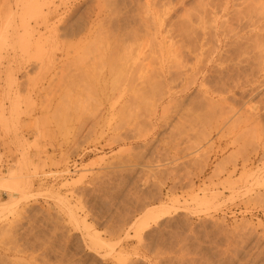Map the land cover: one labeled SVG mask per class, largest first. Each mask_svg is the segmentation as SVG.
Returning <instances> with one entry per match:
<instances>
[{
    "label": "rangeland",
    "instance_id": "rangeland-1",
    "mask_svg": "<svg viewBox=\"0 0 264 264\" xmlns=\"http://www.w3.org/2000/svg\"><path fill=\"white\" fill-rule=\"evenodd\" d=\"M0 37V264H264V0H0Z\"/></svg>",
    "mask_w": 264,
    "mask_h": 264
},
{
    "label": "bare ground",
    "instance_id": "bare-ground-1",
    "mask_svg": "<svg viewBox=\"0 0 264 264\" xmlns=\"http://www.w3.org/2000/svg\"><path fill=\"white\" fill-rule=\"evenodd\" d=\"M34 5H35V3H34ZM32 6H33V4H32ZM34 9H35V7H34ZM40 11H42V10H40ZM42 13V12H41ZM41 15V14H40ZM43 15H45V14H43ZM42 17V16H41ZM45 18V17H44ZM48 18V17H47ZM56 18V17H55ZM43 20V19H42ZM41 22V21H40ZM41 24V23H40ZM46 24V23H45ZM125 24V23H124ZM29 26V25H28ZM54 26V25H53ZM31 27V26H30ZM46 28H47V26H46ZM50 28V27H49ZM55 28V27H54ZM226 28V27H225ZM229 28V27H228ZM31 29V28H30ZM214 29V28H213ZM232 29V28H231ZM212 30V29H211ZM221 30V29H220ZM229 30V29H228ZM234 30V29H233ZM32 31V30H31ZM36 31V30H35ZM53 31H54V29H53ZM227 31V30H226ZM39 32V31H38ZM41 32V31H40ZM230 32V31H229ZM235 32V31H234ZM220 33H222V32H220ZM39 34V33H38ZM205 34V33H204ZM230 34V33H229ZM42 35V34H41ZM106 35V34H105ZM222 35V34H221ZM253 35V34H252ZM252 35H250V36H252ZM228 36V35H227ZM213 37H215V36H213ZM222 37V36H221ZM223 37H224V35H223ZM226 37V36H225ZM234 37V36H233ZM248 37V36H247ZM257 37V36H256ZM260 37V36H259ZM37 38H38V36H37ZM37 38H35V40L37 39ZM231 38V37H230ZM243 38V37H242ZM250 38H252V37H250ZM0 39H1V37H0ZM260 39V38H259ZM37 40H39V39H37ZM109 40V39H108ZM114 40V39H113ZM116 40V39H115ZM237 40V39H236ZM103 41V40H102ZM111 41V40H110ZM224 41V40H223ZM248 41V40H247ZM256 41H258V40H256ZM98 42V41H97ZM119 42H121V41H119ZM241 42V41H240ZM243 42V41H242ZM224 43V42H223ZM231 43V42H230ZM234 43V42H233ZM253 43V42H252ZM254 43H255V41H254ZM258 43H259V41H258ZM37 44V42L35 41V43H34V45H36ZM100 44V43H99ZM109 44V43H108ZM112 44V43H111ZM120 44V43H119ZM241 44V43H240ZM102 45V44H101ZM100 45V46H101ZM241 46V45H240ZM256 47H257V45H255ZM232 47V46H231ZM255 47V48H256ZM107 48V47H106ZM116 48V47H115ZM114 48V49H115ZM206 48V47H205ZM222 48V47H221ZM105 49V48H104ZM113 49V48H112ZM200 49H204L203 47H199V49L198 50H200ZM235 49V48H234ZM260 49V48H259ZM110 50V49H109ZM211 50V49H210ZM233 50V49H232ZM236 50V49H235ZM101 51H102V48H101ZM207 51V50H206ZM217 51V50H216ZM223 51V52H222ZM110 52V51H109ZM111 52H112V50H111ZM120 52V51H119ZM200 52H202L201 50H200ZM199 52V53H200ZM210 52V51H209ZM225 51H224V49L223 50H221V49H219L218 51H217V53H216V55H215V58H216V60H221V58L223 57V56H225V55H222L223 53H224ZM117 53V52H116ZM123 53V52H122ZM182 53V52H181ZM100 54H101V52H100ZM124 54V53H123ZM173 54H174V52H173ZM177 54V53H176ZM184 54V53H183ZM200 54H202V53H200ZM199 54V55H200ZM214 54V53H213ZM238 54V53H237ZM109 55H111V54H109ZM126 55V54H125ZM129 55V54H128ZM196 55V54H195ZM258 55V54H257ZM102 56V55H101ZM100 56V57H101ZM115 56H117V55H115ZM180 56V55H179ZM194 56V55H193ZM97 57H99V56H97ZM96 57V58H97ZM103 57H105V56H103ZM127 57V56H126ZM185 57H186V55H185ZM196 57V59L198 58L199 59V57H198V53H197V56H195ZM233 57H235L234 55H233ZM259 57V56H258ZM111 58V57H110ZM112 58H113V56H112ZM111 58V59H112ZM114 58H116V57H114ZM129 58V57H128ZM137 58V57H136ZM176 58V57H175ZM183 58V57H182ZM190 58V57H189ZM203 58V57H202ZM117 59V58H116ZM119 59V58H118ZM117 59V61H119ZM121 59V58H120ZM127 59V58H126ZM174 59V58H173ZM179 59V58H178ZM186 59V58H185ZM232 59V58H231ZM97 60V59H96ZM133 60V59H132ZM131 60V61H132ZM137 60V59H136ZM135 60V61H136ZM200 60V59H199ZM207 60V59H206ZM226 60V59H225ZM234 60V59H233ZM103 61V60H102ZM108 61H111V60H108ZM116 60L113 62V64L115 63V65H116V62H117ZM257 61H258V59H257ZM259 61H260V59H259ZM258 61V62H259ZM97 62V61H96ZM106 63H107V61H105ZM120 62V61H119ZM119 62H117V65H116V67L118 66V68L120 67V65L121 64H119ZM178 62H180L179 60H178ZM183 62V61H182ZM109 63V62H108ZM112 63V62H111ZM181 63V62H180ZM99 64H101L102 65V63H99ZM183 64V63H182ZM199 64V63H198ZM105 65V64H104ZM123 65V64H122ZM206 65V64H205ZM223 65V64H222ZM259 65H260V63H259ZM178 66H180V64L178 65ZM201 66V65H200ZM262 66H264V65H262ZM107 67H109L108 65H107ZM110 67H111V69H110V71H114V73H116L117 74V76H118V73H117V71L116 70H118V68L116 69L115 68V70H112L113 68H112V66L110 65ZM124 67V66H123ZM123 67H120V68H122L123 69ZM130 67H132V66H130ZM204 67V66H203ZM212 66H210L208 69L209 70H206L205 69V71H207L206 73H204L203 74V76H202V78H201V82H200V86H199V84H198V87H204V95H205V98L207 99V101H208V103H209V105H211L212 106V96H211V94L213 93L212 91H213V89H216V88H218V87H220L222 90H229V88H230V86H228V81L227 80H224L222 77H221V72L223 71L222 69V71L220 72H217L218 70H215L214 68V70L211 68ZM224 67V66H223ZM99 68V67H98ZM119 68V69H120ZM134 68V67H133ZM162 68V67H161ZM181 68H183V67H181ZM200 68V67H199ZM226 67H224L223 69H225ZM262 68V67H261ZM121 69V70H122ZM180 69V68H179ZM189 69H190V67H189ZM99 70V69H98ZM126 68H124L123 69V73H124V71L126 72ZM109 70L107 71V72H110ZM128 71H130L129 69H128ZM143 71V70H142ZM170 71L171 70H169V71H166V73L164 74V75H161V76H163V78H165V82H168V79H169V75H171V73H170ZM178 71V70H177ZM180 71V70H179ZM190 71V70H189ZM158 72V71H157ZM185 72V71H184ZM191 72V71H190ZM120 73V72H119ZM155 73V72H154ZM178 73V72H177ZM180 73V72H179ZM197 73V72H196ZM215 73H218V75H216ZM83 74V73H82ZM111 74H112V72H111ZM126 74V73H125ZM129 74V73H128ZM127 74V75H128ZM161 74H162V72H161ZM184 74V73H183ZM183 74H181L180 73V75H183ZM85 75V74H84ZM97 75V74H96ZM110 75V74H109ZM108 75V76H109ZM120 75V74H119ZM142 75V74H141ZM175 75V74H174ZM178 75V74H177ZM196 74H194V76H195ZM74 76H76V75H74ZM158 76V75H157ZM193 76V75H192ZM192 76H190V77H192ZM91 77V76H90ZM115 77H116V75H115ZM146 77V76H145ZM155 77H156V75H155ZM230 77V76H229ZM152 78H154V77H152ZM157 78V77H156ZM182 78V77H181ZM213 78H217V80L216 81H214V79ZM142 79H143V77H142ZM160 79V78H159ZM190 79V78H189ZM233 79V78H232ZM231 79V80H232ZM171 80V79H170ZM173 80V79H172ZM77 81V80H76ZM123 81V80H122ZM150 81V80H149ZM186 81V80H185ZM233 81V80H232ZM146 82V81H145ZM152 82V81H151ZM154 83H155V81H153ZM193 82V81H192ZM213 82V83H212ZM117 83V82H116ZM156 83H157V81H156ZM175 83V82H174ZM187 83V82H186ZM238 83V82H237ZM122 84V83H121ZM152 84V83H151ZM158 84H159V82H158ZM166 84H168V83H166ZM171 84H172V82H171ZM209 84V85H208ZM89 85V84H88ZM154 85H157V84H154ZM162 85V84H161ZM190 85V84H189ZM206 85H208V86H206ZM240 85V84H239ZM244 85V84H243ZM251 85V84H250ZM91 86V85H90ZM211 86L213 87L212 88V90H210L211 89ZM155 87V86H154ZM162 87V86H161ZM240 87H242V85L240 86ZM156 88V87H155ZM219 88V89H220ZM162 89V88H161ZM167 90V89H166ZM165 90V91H166ZM177 91V90H176ZM139 92V91H138ZM155 93H156V91H155ZM137 95V94H136ZM203 95V96H204ZM158 96V95H157ZM160 97H161V95H160ZM141 97H139V99H140ZM162 98H163V96H162ZM223 99V98H222ZM136 100V99H135ZM145 100V99H144ZM156 100V99H155ZM158 100V99H157ZM156 100V101H157ZM220 100V99H219ZM146 101V100H145ZM204 101V100H203ZM215 102V101H214ZM138 103V102H137ZM199 103V102H198ZM208 103H207V105H208ZM223 103H224V101H223ZM156 104V103H155ZM155 104H154V106H155ZM203 104V103H202ZM214 104L215 103H213V106H214ZM200 105V104H199ZM205 105V104H204ZM208 105V106H209ZM225 105V104H224ZM195 106V105H194ZM212 106V107H213ZM203 107V106H202ZM216 107H217V105H216ZM151 108H153V107H151ZM214 108V107H213ZM212 108V109H213ZM224 108V107H223ZM203 109H204V107H203ZM207 109H208V107H207ZM211 109V108H210ZM148 110H149V108H148ZM205 110V109H204ZM209 110V109H208ZM214 110V109H213ZM164 111V110H163ZM210 111V110H209ZM211 112V111H210ZM214 112V111H213ZM16 113V112H15ZM130 113V112H129ZM154 113V112H153ZM164 113V112H163ZM207 113V112H206ZM215 113V112H214ZM163 115H166V114H163ZM214 115V114H213ZM135 116V115H134ZM207 116V115H206ZM209 116V115H208ZM151 117H152V115H151ZM167 117V116H166ZM205 117V116H204ZM211 117V116H210ZM163 118V117H162ZM165 118V117H164ZM208 118V117H207ZM158 119V118H157ZM164 120H166V119H164ZM156 122H157V120H156ZM159 123V122H158ZM164 123V122H163ZM120 124H121V122H120ZM124 126V125H123ZM123 126H120L121 128H123ZM120 127H116L117 128V130H119V128ZM125 127H127L126 129L127 130H130L129 132L131 133V131H132V133H133V131L134 132H137L135 135L136 136H134L133 134V136L132 137H141V136H143L142 134L143 133H141L140 132V130L138 129V123H136V122H128L127 123V126H126V124H125ZM124 127V128H125ZM116 128H115V130H116ZM119 136V135H118ZM143 137H145V136H143ZM14 179V178H13ZM16 179V178H15ZM15 185H19V184H15ZM3 187V186H2ZM11 187V186H10ZM16 187V186H15ZM6 188V187H5ZM155 210H149L148 212H146L143 216H141V218H140V221H139V223H138V225L136 226V229H137V232H138V234L137 235H139L140 236V234L142 233V231H143V229L144 228H146V226L148 225V222L149 221H155L156 220V217H158V215L157 214H155V212H154ZM159 219V218H158ZM87 225V224H86ZM95 238H93L92 240H94ZM98 241V240H97ZM100 241V240H99ZM99 243V242H98ZM99 245H100V243H99Z\"/></svg>",
    "mask_w": 264,
    "mask_h": 264
}]
</instances>
